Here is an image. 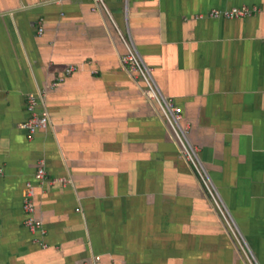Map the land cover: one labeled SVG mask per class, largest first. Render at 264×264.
Instances as JSON below:
<instances>
[{
	"label": "crops",
	"instance_id": "1",
	"mask_svg": "<svg viewBox=\"0 0 264 264\" xmlns=\"http://www.w3.org/2000/svg\"><path fill=\"white\" fill-rule=\"evenodd\" d=\"M103 3L0 0V264H264V0ZM129 37L238 242L121 64ZM29 93L48 113L31 136ZM26 183L44 233L23 223Z\"/></svg>",
	"mask_w": 264,
	"mask_h": 264
},
{
	"label": "built area",
	"instance_id": "2",
	"mask_svg": "<svg viewBox=\"0 0 264 264\" xmlns=\"http://www.w3.org/2000/svg\"><path fill=\"white\" fill-rule=\"evenodd\" d=\"M53 1L59 3L61 0ZM93 1L95 3V6H104L103 0ZM250 12L251 9L245 6H241L230 7L226 9H212L208 12V14L210 16H222L225 18H233L245 16L247 14H250ZM42 30L43 28L41 26H38L37 32L39 34L42 33ZM121 64L135 78V80L143 83L147 94L157 103L165 122L167 123L172 132L174 140L177 142L178 149L180 151L179 153H181V155H183V157L193 166L194 170L202 180V183L205 186L207 192L209 193L212 201L216 205L221 216L226 221L230 231L233 233L234 236L237 237L230 216L217 196V191L203 163L201 162L198 156L196 147L190 143L187 136V129L180 123L181 108L175 105L172 98L167 97L161 93L155 82L152 68L145 63L142 56L136 49L131 37H129L126 41V51L121 57ZM74 69L75 68L72 65L67 66L65 68V74L70 73ZM61 80L62 77L56 79V81L58 82ZM40 104V100L34 93H29L27 95L26 107L29 112V116L24 121L22 126L27 130V133L30 136L33 135L36 130L44 128L48 123V113L46 111V108L43 106L41 109H38V106ZM35 177L39 181V183H42L47 179L46 171L43 165L39 164L37 166L35 171ZM56 180H61L62 182L66 181L64 177H55L51 179V182L53 183ZM33 195V186L30 183H26V189L22 200V209L25 214L23 223L31 232L44 233L42 221L35 215V204L33 200ZM43 245L45 246V244Z\"/></svg>",
	"mask_w": 264,
	"mask_h": 264
},
{
	"label": "rangeland",
	"instance_id": "3",
	"mask_svg": "<svg viewBox=\"0 0 264 264\" xmlns=\"http://www.w3.org/2000/svg\"><path fill=\"white\" fill-rule=\"evenodd\" d=\"M176 142V141H175ZM176 144H177V142H176ZM180 152V151H179ZM181 154V153H180ZM182 157H183V155H182ZM214 203V202H213ZM215 205V204H214ZM216 206V205H215ZM215 208V207H214ZM216 209V208H215ZM220 213V212H219ZM221 215V214H220ZM221 219H222V221H223V223H224V225L227 227V229H228V231L230 230L229 229V227H228V225H227V223H226V221L224 220V218L221 216ZM234 238H235V236H234ZM236 239V238H235ZM237 240V239H236ZM237 242H238V240H237ZM237 244H239V243H237Z\"/></svg>",
	"mask_w": 264,
	"mask_h": 264
}]
</instances>
